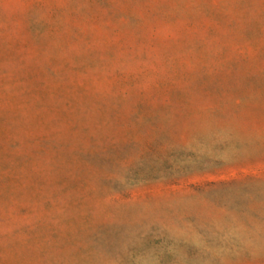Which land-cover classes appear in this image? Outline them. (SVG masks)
Wrapping results in <instances>:
<instances>
[{
	"label": "rangeland",
	"instance_id": "obj_1",
	"mask_svg": "<svg viewBox=\"0 0 264 264\" xmlns=\"http://www.w3.org/2000/svg\"><path fill=\"white\" fill-rule=\"evenodd\" d=\"M0 264H264V0H0Z\"/></svg>",
	"mask_w": 264,
	"mask_h": 264
}]
</instances>
